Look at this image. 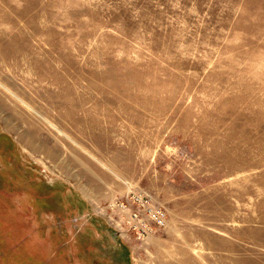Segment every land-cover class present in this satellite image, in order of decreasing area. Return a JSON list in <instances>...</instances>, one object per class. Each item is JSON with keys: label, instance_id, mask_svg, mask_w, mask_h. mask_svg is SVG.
<instances>
[{"label": "rangeland", "instance_id": "obj_1", "mask_svg": "<svg viewBox=\"0 0 264 264\" xmlns=\"http://www.w3.org/2000/svg\"><path fill=\"white\" fill-rule=\"evenodd\" d=\"M0 264H264V0H0Z\"/></svg>", "mask_w": 264, "mask_h": 264}, {"label": "built area", "instance_id": "obj_2", "mask_svg": "<svg viewBox=\"0 0 264 264\" xmlns=\"http://www.w3.org/2000/svg\"><path fill=\"white\" fill-rule=\"evenodd\" d=\"M108 226L127 240L144 242L167 225L165 212L140 194L133 193L125 200L110 204Z\"/></svg>", "mask_w": 264, "mask_h": 264}]
</instances>
